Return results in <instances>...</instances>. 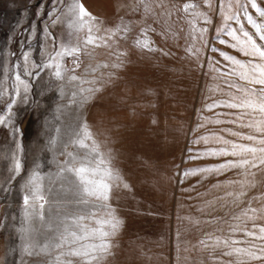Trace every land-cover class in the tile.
Wrapping results in <instances>:
<instances>
[{"label":"rangeland","instance_id":"obj_1","mask_svg":"<svg viewBox=\"0 0 264 264\" xmlns=\"http://www.w3.org/2000/svg\"><path fill=\"white\" fill-rule=\"evenodd\" d=\"M71 2L0 0V93H8L0 98V115L10 121L0 124V264H50L59 253L50 247L54 241L44 222L26 218L24 185L34 171L43 178L45 222L76 211L66 206L68 193L61 191L59 181L50 183V179L67 159L61 153L65 149L74 151L69 141L82 124L88 126L100 151L111 157L112 167L128 185L111 192L109 204L120 226L112 240L113 254L104 264H214L211 249L200 242L211 243L210 234H228L223 221L246 206L233 205L228 193L238 192L240 185L229 182L245 177L238 168L223 172L194 170L238 159L205 154L220 149L231 152V144L224 141L255 143L232 133L264 135L242 126L264 120V115L222 106L225 101L240 103L245 99L243 93L229 88V83L261 87L242 80L239 72L243 69L221 55L246 62L249 57L231 47L235 42L227 33L231 28L239 29L241 23L250 33L255 29L236 0H211V7L203 0H192L207 14L209 22L200 19L190 25L186 20L191 17L180 19L186 14L174 10L167 34L161 24L143 18L141 6L121 20L97 19L101 29L116 34L108 40V46H103V41H97L100 47L88 45L78 67L74 68L73 57H65L63 79L53 75L54 69H37L38 76L24 75L30 63L48 62L54 43L71 42L84 48L87 27L76 31L68 14ZM185 2L188 0H170V5L179 7ZM256 2L264 8V0ZM240 3L258 23H264V18L249 6L250 0ZM237 11L239 22L225 19ZM146 24L156 29L147 33L155 51L136 45L138 39H145L141 29ZM225 24L230 27L225 28ZM124 25L130 31L116 32ZM201 28L205 31L200 32ZM256 39L264 43L258 36ZM105 64L108 67H103ZM115 64L122 66L113 67ZM17 73L29 84L27 93L16 80ZM71 75L80 80L70 81ZM89 88L100 91L83 101L89 93L81 89ZM11 100L15 104L7 113ZM244 112L251 114L242 115ZM17 155L21 171L9 181ZM255 180L257 187L248 191V197L264 193V172ZM33 203L30 200L28 212ZM253 206L258 204L253 202ZM213 217L221 222L206 223ZM46 245L50 254L30 256L25 251L39 252Z\"/></svg>","mask_w":264,"mask_h":264},{"label":"snow or ice","instance_id":"obj_2","mask_svg":"<svg viewBox=\"0 0 264 264\" xmlns=\"http://www.w3.org/2000/svg\"><path fill=\"white\" fill-rule=\"evenodd\" d=\"M205 4L211 7V0H203ZM240 8L244 9V16L254 29L255 33H250L245 30L243 23L240 28H231L227 35L232 37L235 43L231 47L236 48L244 56L249 57L246 62L221 53L226 60L232 61L234 65H238L243 71L239 72L242 80L247 81L252 85H259V88H245L236 84L229 83L228 87L235 89L245 95V99L240 103L223 102L224 107L235 109H251L252 113L259 112L264 115V23H258L256 19L246 10V6L236 0ZM142 6L143 18H152L154 23L161 24L164 29V34L171 31L169 20L173 15V11H179L186 14L178 17L186 19L190 25H195L200 19L206 23L208 21L207 14L200 11V5L188 0L181 6L177 7L175 4L170 5V0H137V6L134 10H140ZM251 8L255 9L259 17L264 18V8L257 4L256 0H250ZM231 7V2L229 3ZM68 14L73 18V24L76 25V31L87 27L85 40L83 41L84 48L79 44H72L71 42L61 43L59 45L53 44V52L48 54L47 63L32 62L24 70L26 76H38L37 69H54L53 75L57 79L64 78V71L66 66L62 63L65 57H73L74 68L79 66V57L84 53L88 45L100 47L101 44L97 41H103V46H108V40L116 33L109 29H101L100 22L89 13L80 0H72L68 5ZM226 20H236L239 22V12L232 15H226ZM225 28L230 25L225 24ZM103 31L104 36L99 33ZM130 31L128 25L123 28H117L116 32ZM149 31L155 32L156 29L151 25H145L141 29L145 39L136 41L137 47L155 51L152 48L151 41L147 38ZM195 31V27H193ZM205 31L201 28L200 32ZM54 40V38H53ZM221 43L226 41L221 40ZM54 53V54H53ZM91 55V53H87ZM123 56L124 53H120ZM27 55L25 60H27ZM119 59V57H118ZM121 64H115L113 67H121ZM103 67H108L107 64ZM74 70V69H73ZM16 80L23 85L24 92L29 90V84L21 78L19 73L16 74ZM70 81L80 80V77L71 75ZM86 83H95V81H85ZM88 92V96L83 97V101L88 100L95 92L100 91V88L81 89V92ZM8 95L7 92L0 93V98ZM19 96V90L16 93ZM76 95L75 93L73 94ZM235 100V97H232ZM15 100H11L7 105V113H11V109ZM215 105H209V108ZM249 112H244L242 115H250ZM10 121L5 116L0 115V124H7ZM233 123L235 121H232ZM243 127L254 128L258 133L264 134V120L257 121L255 124H245ZM232 135L240 136L248 141L255 142L251 145L238 144L231 141H224L225 144H231L232 151L228 152L225 149L219 151L205 153L206 155H232L238 157L236 160L228 161L214 168L197 169L194 171L203 172H223L231 169H241L242 175L245 177L243 181H230L229 183H238L240 190L238 192L228 193L233 197L232 203L239 207L241 204L246 206L241 211L233 215L230 220L223 221L227 224V235L215 236L210 234L208 241H201L200 243L205 248H210L214 264H256L261 262L264 264V193L248 197V191L257 187L255 177L258 173L264 172V147H257L256 145H264V135L257 137L256 135H246L242 133H232ZM69 145L74 147V151H63L61 154L67 159L58 165L55 177L50 179L59 181L61 191L68 193L65 197L66 206H71L76 209L73 212H66L63 217L45 222L43 216L44 204L47 203L45 196V189L42 184L43 178L39 172L34 171L29 177L24 187L26 195L24 196V204L26 206V218L31 220L35 218L44 222V226L52 233L50 247L54 250H59V253L53 258L50 264H104V261L111 256L113 243L112 240L116 236L120 226V221L115 217L114 211L109 204L111 192L113 188L121 186L127 187V184L122 183V178L119 173L111 165V157L106 156L100 151L99 145L93 139L91 131L86 124L81 125V129L75 132L74 137L69 141ZM19 151V146H18ZM21 163L18 155L14 157L13 175L8 179L14 178L21 171ZM256 169L257 171H252ZM252 179L248 180L247 177ZM50 191V189H49ZM30 200L34 202L31 207L32 211H27V206L30 205ZM253 202L258 206L254 207ZM211 207V205H210ZM216 222L219 224L220 219L213 217L206 223ZM94 222V226H93ZM199 223V221H197ZM223 232V229H217ZM48 247L45 246L39 252H32L25 249L28 255H40L41 253H48ZM228 258L225 260V258Z\"/></svg>","mask_w":264,"mask_h":264},{"label":"crops","instance_id":"obj_3","mask_svg":"<svg viewBox=\"0 0 264 264\" xmlns=\"http://www.w3.org/2000/svg\"><path fill=\"white\" fill-rule=\"evenodd\" d=\"M93 17L102 21H117L131 16L137 0H80Z\"/></svg>","mask_w":264,"mask_h":264}]
</instances>
